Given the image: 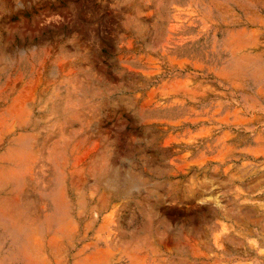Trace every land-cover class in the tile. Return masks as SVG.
<instances>
[{
  "label": "rangeland",
  "instance_id": "1",
  "mask_svg": "<svg viewBox=\"0 0 264 264\" xmlns=\"http://www.w3.org/2000/svg\"><path fill=\"white\" fill-rule=\"evenodd\" d=\"M0 264H264V0H0Z\"/></svg>",
  "mask_w": 264,
  "mask_h": 264
}]
</instances>
